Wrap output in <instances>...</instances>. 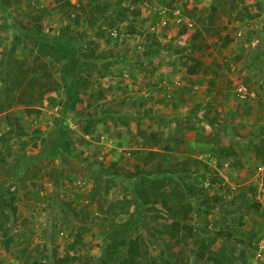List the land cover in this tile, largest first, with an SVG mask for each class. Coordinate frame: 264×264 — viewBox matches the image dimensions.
<instances>
[{"label": "rangeland", "instance_id": "rangeland-1", "mask_svg": "<svg viewBox=\"0 0 264 264\" xmlns=\"http://www.w3.org/2000/svg\"><path fill=\"white\" fill-rule=\"evenodd\" d=\"M257 23L264 0H0V190L15 206L1 214L0 264L98 258L132 214L148 248L138 264H213L218 250L264 264V124L245 112L238 132L207 100L239 87L230 67L262 55ZM25 27L75 42L76 111L64 113L56 53ZM59 128L71 151L54 155Z\"/></svg>", "mask_w": 264, "mask_h": 264}, {"label": "trees", "instance_id": "trees-1", "mask_svg": "<svg viewBox=\"0 0 264 264\" xmlns=\"http://www.w3.org/2000/svg\"><path fill=\"white\" fill-rule=\"evenodd\" d=\"M234 5V4H233ZM246 12H238V19L241 21L250 15V12L246 6L243 7ZM25 38L31 41L34 45H37L43 54H53L60 63L61 83L64 86L65 100H64V113L76 111L77 104L81 101V75L80 67L82 65L81 56L79 50L74 41L70 38L64 37H51L47 33L43 32L39 28L25 27V30L21 33ZM198 34L195 32L192 35V39H196ZM53 78L50 80L47 90H56L60 85V81ZM84 85V84H83ZM208 119V116H207ZM208 121V120H207ZM209 124L215 126V120H209ZM229 127V125H228ZM87 132L89 129L87 128ZM59 135L57 136L52 153L55 155L59 151L70 152L69 140L67 139V133L64 129H58ZM167 207L168 205L165 204ZM259 206L258 204H256ZM12 209L10 202L3 196V191L0 190V221L1 214L5 219H9L10 214L7 208ZM192 211L190 202L183 204L181 208L175 214L174 219L169 227V233L172 236H176L179 233L181 227V220L189 218ZM140 219L136 214L129 217L127 220L116 224L112 227L108 234V244L103 250L102 254L98 258H77L76 256H67L62 258V264H76V260L79 264H138V258L147 255L148 248L144 238L134 236V231L139 224ZM4 223V222H1ZM7 229V228H6ZM193 230V228H192ZM190 228V236L194 235ZM5 233V232H4ZM7 233V232H6ZM5 233V235H6ZM8 243L10 239H7ZM213 264H232L229 257L226 256V252L218 250L213 252V255L209 257ZM59 262V260H58Z\"/></svg>", "mask_w": 264, "mask_h": 264}, {"label": "crops", "instance_id": "crops-1", "mask_svg": "<svg viewBox=\"0 0 264 264\" xmlns=\"http://www.w3.org/2000/svg\"><path fill=\"white\" fill-rule=\"evenodd\" d=\"M259 16H260V13H259ZM258 23L254 27L258 28L260 25ZM261 28L264 30V23L261 25ZM261 28L259 27L260 29L259 31H263ZM259 48L262 52V55L256 61H254V59L248 58L246 59L247 62H245L246 60L239 61L238 67H236L238 62L237 64L235 63V65H233L232 68L230 67V71L232 70V74H230V77L235 79L236 82L237 81L239 82L238 88H235L234 90V87L232 86V88H229L230 90L228 92L218 94L217 96H216L217 92L215 93L212 92L210 93L211 96H209L207 99L210 102L213 100L214 101L216 100L220 103V105L217 106L218 111L221 112L222 116L228 117L230 115V117H233L231 118L232 122H230L229 124L232 127L236 126L237 128L236 130L238 132H241V129H238V128H240V125H241L240 122L242 121L239 119H245L246 121L247 119H251L252 117V115H249V116L243 115V113L245 114V112L246 114L254 113L255 115L254 117L257 118V121L264 124V112H262V108L264 110V45L263 46L262 44L259 45ZM234 72H236V74H239L240 77L239 76L234 77ZM251 75H253V78L251 77ZM193 77L196 78V75H193ZM248 82H251V83H248ZM193 87L198 88L199 85L195 84L193 85ZM243 88H245V90H243ZM220 95H222V99L218 100L217 97H219ZM223 101H224V104L222 103ZM204 104H206V102H204ZM250 110H252L253 112H248ZM236 121L238 122L236 123ZM198 122L195 123L196 124L195 127L197 129H199L198 126L203 125V124H199ZM211 126L213 125L206 123V127H211ZM243 193L245 192H242V194Z\"/></svg>", "mask_w": 264, "mask_h": 264}, {"label": "built area", "instance_id": "built-area-1", "mask_svg": "<svg viewBox=\"0 0 264 264\" xmlns=\"http://www.w3.org/2000/svg\"><path fill=\"white\" fill-rule=\"evenodd\" d=\"M242 31H243V29H240V30L238 31V34H241ZM213 41L217 42L218 39H217V38H214ZM208 184H209V182H207V185H208ZM61 233L63 234L64 232H61Z\"/></svg>", "mask_w": 264, "mask_h": 264}]
</instances>
